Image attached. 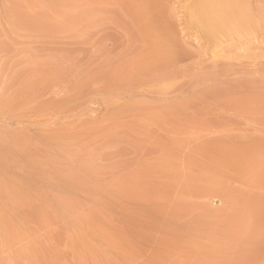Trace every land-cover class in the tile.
Wrapping results in <instances>:
<instances>
[{"label":"rangeland","instance_id":"obj_1","mask_svg":"<svg viewBox=\"0 0 264 264\" xmlns=\"http://www.w3.org/2000/svg\"><path fill=\"white\" fill-rule=\"evenodd\" d=\"M203 1L0 0V264H264V0Z\"/></svg>","mask_w":264,"mask_h":264},{"label":"bare ground","instance_id":"obj_2","mask_svg":"<svg viewBox=\"0 0 264 264\" xmlns=\"http://www.w3.org/2000/svg\"><path fill=\"white\" fill-rule=\"evenodd\" d=\"M201 1H203V0H201ZM217 1H218V0H216V2H217ZM220 1H223V0H220ZM220 1H219V2H220ZM224 1H225V0H224ZM128 2H129V1H128ZM203 2H204V1H203ZM207 2H208V1H207ZM207 2H206V3H207ZM219 2H218V3H219ZM229 2H232V1H229ZM233 2H234V0H233ZM235 2H236L237 4H239V1H238V2L235 1ZM132 3H133V6H134V2H133V1H132ZM192 3H193V2H192ZM197 3H198V2H197ZM201 3H202V2H200V5H201ZM209 3H210V1H209ZM189 4H190V3H189ZM204 4H205V3H204ZM212 4H215V2L212 3V1H211V5H212ZM219 4H220V3H219ZM228 4H229V3H228ZM228 4H227V5H228ZM240 4H242V2H240ZM129 5L131 6L130 3H129ZM196 5H198V4H196ZM200 5H198L199 7H198V6H194V5H192V6H194V7L189 6V5H188V7L186 6V8H187L188 10H190V11H188V12H190L189 15H190V17H191V19H190V17H188L189 19H187V21H188V20L190 21V22H188V24H190V23L192 22V20H193V22H194L195 19L198 20V21H201V18H200V17H201V16L203 17V13H201V14L199 15V13H200L199 11H200V9H201L200 7L202 6V5H201V6H200ZM211 5H210V6H211ZM216 5H217V4H216ZM222 5L224 6V3H223V2L221 3V6L219 5L220 8L222 7ZM227 5H226V6H227ZM230 5H232V4H230ZM130 6H129V8H130ZM135 6H136V4H135ZM137 6H138V5H137ZM213 6H215V5H213ZM213 6H212V7H213ZM235 6H236V5H235ZM239 6H241V5H239ZM239 6H238V7H239ZM242 6H243V5H242ZM131 7H132V6H131ZM208 7H209V6H208ZM208 7H207V8H208ZM212 7H211V8H212ZM227 7H228V6H227ZM227 7H223V12L225 11L224 9L226 8L225 14H227V12H228L229 15H230L229 10L227 11ZM236 7H237V6H236ZM132 8H133V7H132ZM199 8H200V9H199ZM204 8H206L205 5H204ZM211 8H208V9H211ZM214 8H216V7H214ZM220 8H219V9H220ZM231 8L233 9V7H231ZM231 8H228V9H230V11H231V10H232ZM234 8H235V7H234ZM216 9H217V8H216ZM216 9L213 10V11H216V13H214V17L217 16V15H215V14H217V10H218V9H217V10H216ZM240 9H241V8H240ZM139 10H140V9H139ZM139 10H138V12H139ZM211 10H212V9H211ZM236 10H237V9H236ZM238 10H239V8H238ZM238 10H237V11H238ZM243 10H245V9L242 8L241 12H242ZM136 11H137V10H136ZM203 11H205V9H204ZM206 11H208V10H206ZM213 11H212V13H213ZM221 11H222V10H221ZM232 11H233V10H232ZM232 11H231V16H228V15H227L229 18L231 17V19H232V17H234V15L232 16ZM237 11H236V12H237ZM201 12H202V9H201ZM208 12H209V11H208ZM208 12H207V13H208ZM210 12H211V11H210ZM210 12H209V13H210ZM238 12H240V10H239ZM241 12H240V15L243 14V12H242V13H241ZM220 13H221V12H220ZM218 14H219V13H218ZM233 14H235V13L233 12ZM189 15H188V16H189ZM235 15L237 16V14H235ZM238 15H239V14H238ZM246 15H247V14H246ZM204 16L207 17L208 15L206 16V14H204ZM218 16H219V15H218ZM218 16H217V19H218V20L215 19V20H216V23H213V22H211L212 19L210 20V18L212 17V15H209V17H210V18H209V21H210L211 23L209 24V21H208L207 24H209V25H206V27H208V28H207L208 31L205 30L206 28L204 29V31L207 32V33H208V36L211 38L210 40H213V38L216 37L217 33L220 32V28H222V27H223V29H221V31L223 32V30H224V26H225V24L228 22L227 19H229V18H224V19L227 21L226 23H224L225 20H223V19L220 18V17H219V18H220V20H219ZM221 16H222V15H221ZM223 16H224V14H223ZM205 17L203 18V21H202V22H203V25L205 24L204 22L206 21V20H204V19H207V20H208V18H205ZM214 17H213V18H214ZM225 17H226V16H225ZM259 17H260V16H259ZM244 18H246V16H245ZM257 18H258V17H257ZM261 18H262V17H261ZM261 18H260V19H261ZM221 19L223 20V22L221 21ZM246 19H247V18H246ZM260 19H259V20H260ZM213 20H214V19H213ZM218 21H219V23H218ZM234 21H236V19H235V20H234V19L232 20V22H234ZM237 21H238V20H237ZM193 22H192L191 24L196 23V21H195L194 23H193ZM214 22H215V21H214ZM221 22L224 24V26L221 24L222 27H221V25H220ZM229 22H230V21H229ZM257 22H260V21L257 20ZM261 22H262V21H261ZM235 23H236V22H234V24H235ZM237 23H238V22H237ZM237 23H236V24H237ZM246 23H250V22H246ZM198 24H199V23H198ZM231 24H232V23H231ZM231 24H230V25H231ZM238 24H239V23H238ZM200 25H202V24L200 23ZM228 25H229V23H228ZM228 25H227V28H228ZM248 25H249V24H248ZM197 26H199V25H197ZM191 27H194V26H191ZM195 27H196V25H195ZM203 28H204V27H203ZM203 28H201V29H203ZM227 28H225V29H227ZM193 29H194V28H193ZM198 29H200V27L197 28V30H196V29H195V30H196V31H200V30H198ZM218 30H219V31H218ZM227 30H231V29H230V26H229V29H227ZM227 30H226V31H227ZM217 31H218V32H217ZM222 32H221V33H222ZM224 32H225V30H224ZM194 33H196V32H194ZM197 33H198V32H197ZM197 33H196V34H197ZM207 33L205 34L206 37H207ZM191 34H193V33H191ZM196 34H193V35L196 36ZM218 34H219V33H218ZM197 35H198V34H197ZM203 36H204V34H203ZM196 37H197V36H196ZM206 37H205V38H206ZM207 38H208V37H207ZM207 40L209 41V39H207ZM157 44H158V42H157ZM158 45H159V47H160V43H159ZM156 46H157V45H156ZM161 46H163V45H161ZM159 47H158V48H159ZM164 47L166 48V45H165ZM155 48H156V47H155ZM162 49H163V48H162ZM158 50H159V49H158ZM213 50H214V54H213V55H214V56L217 55V50H218V49L216 50V48H215V49H213ZM160 51H163V50H159V51H158L159 53H158V52H157V49H156L155 52L158 53V54H160V53H161ZM212 201H213L214 204H216V205L223 204V200H222L221 198H219V197H214Z\"/></svg>","mask_w":264,"mask_h":264}]
</instances>
